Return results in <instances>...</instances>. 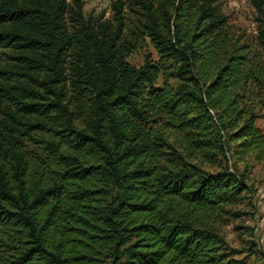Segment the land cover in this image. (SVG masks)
Here are the masks:
<instances>
[{
	"label": "trees",
	"instance_id": "1",
	"mask_svg": "<svg viewBox=\"0 0 264 264\" xmlns=\"http://www.w3.org/2000/svg\"><path fill=\"white\" fill-rule=\"evenodd\" d=\"M217 1L0 0V264H264L222 232L264 161V0L254 45Z\"/></svg>",
	"mask_w": 264,
	"mask_h": 264
},
{
	"label": "rangeland",
	"instance_id": "2",
	"mask_svg": "<svg viewBox=\"0 0 264 264\" xmlns=\"http://www.w3.org/2000/svg\"><path fill=\"white\" fill-rule=\"evenodd\" d=\"M70 4L76 1L82 3L83 15L91 20L107 19L111 15L110 3L112 0H68ZM217 6L226 19L228 32L234 37L240 36L242 40L253 45L258 35L259 14L252 6L250 0H218ZM4 52V51H3ZM154 50L150 45L137 50L127 58L132 65L139 66L143 62L144 53ZM5 60V54L0 53V62ZM257 126L264 133V105L259 108V118L256 120ZM248 167L239 163L236 167L239 171L246 170L247 183L254 188V193L250 200L236 209L242 213L234 217L229 223L222 227V232L227 242L234 248L240 250L239 257L244 255L243 251L247 246V241L252 240L255 248L260 251L259 259L264 261V161L255 162L249 160ZM247 256V261L253 259Z\"/></svg>",
	"mask_w": 264,
	"mask_h": 264
}]
</instances>
